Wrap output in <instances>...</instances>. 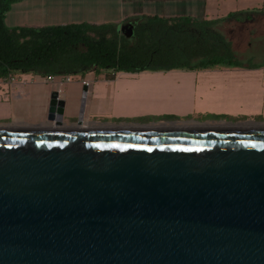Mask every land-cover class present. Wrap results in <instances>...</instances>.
Returning <instances> with one entry per match:
<instances>
[{"label":"water","instance_id":"water-1","mask_svg":"<svg viewBox=\"0 0 264 264\" xmlns=\"http://www.w3.org/2000/svg\"><path fill=\"white\" fill-rule=\"evenodd\" d=\"M89 88L0 127V264H264V125L88 128Z\"/></svg>","mask_w":264,"mask_h":264},{"label":"crops","instance_id":"crops-1","mask_svg":"<svg viewBox=\"0 0 264 264\" xmlns=\"http://www.w3.org/2000/svg\"><path fill=\"white\" fill-rule=\"evenodd\" d=\"M172 1L181 3L183 0ZM202 1L204 7L202 20L218 19L239 11L230 10L228 7L225 14L207 12L210 2ZM27 3L28 8L24 6ZM16 8L18 10L23 8V12L28 10L43 15L39 17L40 24H20L13 27L40 28L82 23L105 25L70 22L86 19L74 16L77 13L73 14L74 11L90 10L84 3L71 0H17L8 14L14 12ZM247 9L251 8L241 10ZM144 17L159 16L142 18ZM126 20L130 22L125 24H131L138 19L127 17L122 23ZM201 72L182 70L138 74L103 72L95 76L86 75L78 78L68 76L70 81H66L65 76L55 77L54 82H49L46 77L36 74L15 75L14 82L11 78L0 79V127L16 129L50 127L47 117L50 97L54 91H58L60 98L65 101V127L74 126L79 116L84 83L90 87L84 113L87 127L103 123L121 126L126 125L123 122L137 118L198 113V106L206 107L202 112L213 109L212 111L216 113L257 111L264 114V72L226 70L224 73L212 75H208L209 73L202 75ZM199 84L207 85L206 95H201ZM92 119L98 121L92 122ZM114 120L120 124L111 123Z\"/></svg>","mask_w":264,"mask_h":264},{"label":"trees","instance_id":"trees-1","mask_svg":"<svg viewBox=\"0 0 264 264\" xmlns=\"http://www.w3.org/2000/svg\"><path fill=\"white\" fill-rule=\"evenodd\" d=\"M15 2L0 0V79L19 74L67 77L89 70L98 75L263 67L239 61L233 43L217 27L249 22L264 15V8L201 21L144 17L131 23L134 33L127 38L113 24L9 28L5 17Z\"/></svg>","mask_w":264,"mask_h":264},{"label":"rangeland","instance_id":"rangeland-1","mask_svg":"<svg viewBox=\"0 0 264 264\" xmlns=\"http://www.w3.org/2000/svg\"><path fill=\"white\" fill-rule=\"evenodd\" d=\"M29 1V0H27ZM35 1V0H33ZM55 1V0H51ZM77 3H84L86 7L90 8L89 11H74L76 17H86V19H76L70 22H91L94 24H113L118 27L121 35L127 38L133 36V27L126 20L127 17H134L140 19L143 16H159V17H173V18H191L201 21L203 17L204 7L202 0H183L181 3H174L172 0H71ZM210 5L207 12H220L225 14L227 8L230 10H241L243 8L262 9L264 8V0H209ZM28 8L27 5L24 4ZM22 9H15L14 12L7 15L5 24L11 28L20 24L41 23V13L38 12H23ZM69 23V22H66ZM57 24V23H51ZM217 29L233 43V50L239 61L249 64L263 66L257 69L249 68H226L215 67L202 71V75H212V73L221 74L226 70H249V71H262L264 72V15H254L253 19L246 23H237L234 21L225 22L217 27ZM206 71V72H205ZM25 75V74H21ZM95 76V71H86L71 75L74 78L82 76ZM201 95H206L207 85H198ZM206 107L198 106V113H178L171 115H162L158 117H144L123 122L130 125H147L148 127H171L170 123L177 125L185 124H207V126H229V125H248L259 126L264 125V114L261 112L243 111L239 113L213 112L209 109L202 112ZM98 119H92V122H97ZM113 124H120L116 120L111 121ZM97 126H112V125H97ZM125 126V125H121ZM186 126V125H185Z\"/></svg>","mask_w":264,"mask_h":264},{"label":"bare ground","instance_id":"bare-ground-1","mask_svg":"<svg viewBox=\"0 0 264 264\" xmlns=\"http://www.w3.org/2000/svg\"><path fill=\"white\" fill-rule=\"evenodd\" d=\"M186 125V126H185ZM185 125H177V124H173L171 127L172 128H175V127H184V128H198V127H201V125L199 124H185ZM93 126V125H92ZM245 127L247 128H258L260 126H246L244 125ZM121 127V126H120ZM125 127V126H124ZM124 127H121V128H124ZM151 127V126H150ZM203 128H228L227 126H207V125H204L202 126ZM88 128H114L113 126H95V127H88ZM151 128H170V127H151Z\"/></svg>","mask_w":264,"mask_h":264},{"label":"built area","instance_id":"built-area-1","mask_svg":"<svg viewBox=\"0 0 264 264\" xmlns=\"http://www.w3.org/2000/svg\"><path fill=\"white\" fill-rule=\"evenodd\" d=\"M46 79H47V81H49V82H54L55 77H46ZM65 80H66V81H70V78L67 76ZM11 81H12V82L15 81L14 77L11 78ZM84 85H88V84H87V83H84Z\"/></svg>","mask_w":264,"mask_h":264}]
</instances>
